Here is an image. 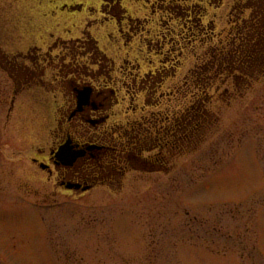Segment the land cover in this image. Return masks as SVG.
I'll list each match as a JSON object with an SVG mask.
<instances>
[{
    "label": "rangeland",
    "instance_id": "rangeland-1",
    "mask_svg": "<svg viewBox=\"0 0 264 264\" xmlns=\"http://www.w3.org/2000/svg\"><path fill=\"white\" fill-rule=\"evenodd\" d=\"M257 1L0 0L5 112L15 99L7 129L0 113V163L15 189L12 198L0 194V264H264ZM45 52L51 67L43 70ZM12 57L23 73L40 63L37 86L23 92L12 81L22 78L8 75ZM73 87L115 103L107 125L125 127L139 162L111 187L38 205L16 191L52 192L25 155L57 143ZM168 118L177 120L170 138ZM137 140L146 145L139 152Z\"/></svg>",
    "mask_w": 264,
    "mask_h": 264
},
{
    "label": "flooded vegetation",
    "instance_id": "flooded-vegetation-1",
    "mask_svg": "<svg viewBox=\"0 0 264 264\" xmlns=\"http://www.w3.org/2000/svg\"><path fill=\"white\" fill-rule=\"evenodd\" d=\"M253 1L258 2L257 0ZM256 12L257 15L260 14V16L254 19L256 14H251L252 26L260 24L264 25V12H258V9H256ZM247 36H249L248 42L253 40V36H251L250 33H248ZM69 54H71V52H69ZM50 56L51 54L49 52H45L44 60L46 63L43 65V70L46 69V67H51L48 60L50 59ZM21 59L27 61L29 57L23 56ZM6 61L10 65V73L8 74L10 77H13V75L16 77L22 76L21 79L14 78L12 81L15 82L18 79V87L21 85L23 92L29 86H37L36 76L38 75L35 72H38L37 70L40 69V63L33 64L31 68H27L28 72L25 71L23 73L24 70L17 67L18 58L12 57ZM69 65H72V63L69 62L63 64L64 68L69 67ZM72 68V72H76L74 67ZM21 70L22 73H20ZM15 71H18V73ZM44 75L45 72L43 71L39 74V80H41V82L42 76ZM43 83L44 82H42V84ZM66 85L67 84L64 86ZM72 85L73 84L71 83L70 86L72 87ZM60 87H62V85ZM75 90H77V88L73 87L71 94L65 96L67 111L57 119L59 131V137L55 140L57 143H54L53 147H49L48 150L42 148L28 150L25 155L27 156L29 163L31 162L33 169L35 167L39 174L46 177L50 184L49 188L52 189V192H48L50 195H47V193L45 195H40V191H43L44 193L47 192L45 187L40 189L39 192L35 191L33 193L30 190L29 192L21 191V187H18L16 191H18L17 193L22 198H34L39 202L38 205H46L47 202L52 200L51 198L55 197L58 193L76 197L82 196L99 187H111L115 181H118V179L125 174L128 164L139 162L138 155H134L127 151V144L129 142L126 139L125 132L121 130V128L125 127L122 126L118 128L107 125L110 120L109 111L115 103H110L112 100L103 96L102 92L92 89L87 105L82 106L81 110H78ZM59 91H61L60 88ZM14 104L15 99L13 98L11 103H9V108L5 112L7 103H0V107L2 106L0 112L2 113L1 115L6 114V129L8 122L10 121ZM176 122L177 120L175 119H167V126L163 133L166 134L168 138L172 135ZM157 123L158 121L153 122V120L150 122L151 125L148 127L149 136L151 134L155 136V134L160 132L158 127H156V125H158ZM162 129H164V127H162L161 130ZM138 133L139 132H137L135 139L138 137ZM149 142L150 144L145 143L148 147H151L152 144L154 145V142H151L150 137ZM136 143L138 146L135 148H137L136 150L138 152L146 146H141L139 140H137ZM66 144L69 150L67 152L68 155L61 159L56 155V152L61 146ZM80 152L82 155H79ZM12 173L13 171L9 168V164L0 163V194L3 196H9V198L14 197L15 194L13 182L11 183L10 181Z\"/></svg>",
    "mask_w": 264,
    "mask_h": 264
},
{
    "label": "water",
    "instance_id": "water-1",
    "mask_svg": "<svg viewBox=\"0 0 264 264\" xmlns=\"http://www.w3.org/2000/svg\"><path fill=\"white\" fill-rule=\"evenodd\" d=\"M88 99H89V95H88V93H84V94H81V95L79 96V108H80V109H81V107H82L83 105H87ZM80 109H79V110H80ZM68 151H69V150L66 149V148L61 149V150H60V158L63 159L64 156H67V155H68V154H67ZM79 155H82V153H80Z\"/></svg>",
    "mask_w": 264,
    "mask_h": 264
}]
</instances>
